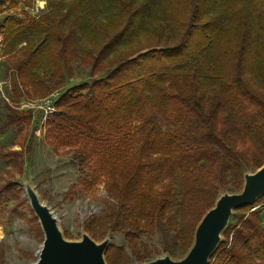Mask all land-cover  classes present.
<instances>
[{
    "label": "trees",
    "instance_id": "obj_1",
    "mask_svg": "<svg viewBox=\"0 0 264 264\" xmlns=\"http://www.w3.org/2000/svg\"><path fill=\"white\" fill-rule=\"evenodd\" d=\"M46 2L34 18V0L0 1L10 103L64 86L73 60L90 66L91 80L65 89L45 121L53 149L72 152L74 192L105 190L85 231L123 235L144 262L140 236L162 225L185 254L220 192L264 164V0ZM10 103L5 127L32 119ZM12 153L21 166L22 150ZM263 210L264 194L236 208L208 264H264ZM117 256L109 243L106 263Z\"/></svg>",
    "mask_w": 264,
    "mask_h": 264
},
{
    "label": "rangeland",
    "instance_id": "obj_2",
    "mask_svg": "<svg viewBox=\"0 0 264 264\" xmlns=\"http://www.w3.org/2000/svg\"><path fill=\"white\" fill-rule=\"evenodd\" d=\"M47 9L46 0H34L27 12L38 18ZM1 54L0 51V188L7 183L13 182L14 185L9 191L0 190V264H31L37 257L43 234L25 195L22 186L24 178L29 180L40 199L53 211L64 237L70 240L80 239L85 231L84 221L100 212L106 198L103 185L88 192H74L71 186L79 181V173L72 161V152L55 151L45 135L46 118L55 110L53 102L68 87L90 81V66L73 60L72 74L64 86L44 96L23 97L15 106L9 100V78L13 72L6 73L4 56ZM9 103L17 111L30 110L32 119L5 127L6 105ZM49 103L53 109L46 113L45 106ZM27 146L30 147L29 151ZM14 150L23 152L21 166L15 164L17 157L11 154ZM262 218L264 220V210ZM107 235L110 244L123 248L125 252L124 258L117 256L120 264L142 263L132 255L123 235L112 232ZM140 241L152 251L151 258L167 254L173 259H180L184 255L173 233L166 231L162 225L154 234H142Z\"/></svg>",
    "mask_w": 264,
    "mask_h": 264
},
{
    "label": "water",
    "instance_id": "obj_3",
    "mask_svg": "<svg viewBox=\"0 0 264 264\" xmlns=\"http://www.w3.org/2000/svg\"><path fill=\"white\" fill-rule=\"evenodd\" d=\"M242 176L240 190L220 192L213 206L202 215L195 227L193 241L180 259L164 254L141 264H208L234 210L252 205L264 194V164L253 171L243 170ZM22 186L43 234L41 247L31 264H107L104 253L110 241L109 235L96 241L83 231L78 240L66 239L53 211L40 199L27 178H24Z\"/></svg>",
    "mask_w": 264,
    "mask_h": 264
},
{
    "label": "built area",
    "instance_id": "obj_4",
    "mask_svg": "<svg viewBox=\"0 0 264 264\" xmlns=\"http://www.w3.org/2000/svg\"><path fill=\"white\" fill-rule=\"evenodd\" d=\"M0 1H3V0H0ZM1 40H2V36H1V34H0V43H1ZM52 105H51V103H49V104H47L46 106H45V112L47 113V112H51L52 111V107H51Z\"/></svg>",
    "mask_w": 264,
    "mask_h": 264
}]
</instances>
